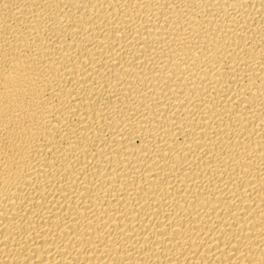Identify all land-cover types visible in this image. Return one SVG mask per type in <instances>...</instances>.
Returning <instances> with one entry per match:
<instances>
[{
  "label": "bare ground",
  "instance_id": "1",
  "mask_svg": "<svg viewBox=\"0 0 264 264\" xmlns=\"http://www.w3.org/2000/svg\"><path fill=\"white\" fill-rule=\"evenodd\" d=\"M0 264H264V0H0Z\"/></svg>",
  "mask_w": 264,
  "mask_h": 264
}]
</instances>
